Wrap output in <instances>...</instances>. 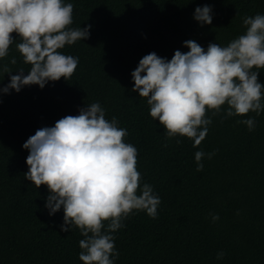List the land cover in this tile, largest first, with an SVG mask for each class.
Here are the masks:
<instances>
[{"label": "trees", "instance_id": "obj_1", "mask_svg": "<svg viewBox=\"0 0 264 264\" xmlns=\"http://www.w3.org/2000/svg\"><path fill=\"white\" fill-rule=\"evenodd\" d=\"M64 2L74 5L70 27L91 25L88 39L60 50L79 59L72 77L43 89L0 92V264H82L83 236L75 227L60 230L62 209L48 214L47 187L35 188L25 179L28 150L22 145L37 129L94 102L127 129L125 142L138 149L141 183L152 185L161 198L155 219L135 212L113 233L115 264H264V111L212 117L206 138L193 147L187 137L167 138L150 117L147 98L132 91L131 77L144 55L155 52L170 60L174 51H188L183 42L189 39L205 49L210 42L226 46L246 31L244 17L264 14V0ZM205 5L213 18L201 26L193 15ZM5 64L12 75L30 67L15 44L0 60ZM258 78L264 84V70ZM8 83L5 74L0 88ZM250 117L256 121L252 131L237 123ZM200 150L215 155L205 156L197 172L194 154ZM212 214L219 220L213 222ZM219 252L223 259H216Z\"/></svg>", "mask_w": 264, "mask_h": 264}, {"label": "clouds", "instance_id": "obj_2", "mask_svg": "<svg viewBox=\"0 0 264 264\" xmlns=\"http://www.w3.org/2000/svg\"><path fill=\"white\" fill-rule=\"evenodd\" d=\"M73 10L74 5L64 0H0V60L15 44L23 63L30 66L12 75L7 64L0 65V81L9 74L0 92L18 93L31 85L43 89L50 81L72 77L79 59L60 50L88 39L91 28L70 27ZM212 18L210 6L195 8L193 19L201 26L210 25ZM242 26L246 31L226 46L210 42L205 49L189 39L183 42L188 51L176 50L170 60L155 52L139 60L131 73L132 91L147 98L149 115L167 138L187 137L197 147L212 117L250 112L259 116L264 111V84L258 78L264 70V14L244 17ZM10 63L15 65L16 58ZM237 123L249 131L256 127L253 117ZM127 136L116 117L107 119L105 109L94 102L54 126L37 129L22 145L28 150L25 179L35 188L47 187L48 214L62 209L60 230L75 227L83 236L78 255L82 264H115L119 252L113 233L125 226L123 221L139 211L157 217L161 198L152 185L141 183L138 149L125 142ZM213 155L196 151V171L203 170L205 156ZM211 219L215 222L219 216L212 214ZM224 255L219 252L216 259Z\"/></svg>", "mask_w": 264, "mask_h": 264}]
</instances>
